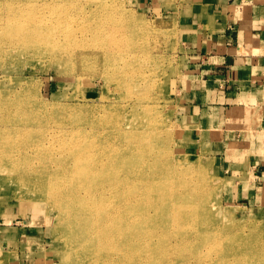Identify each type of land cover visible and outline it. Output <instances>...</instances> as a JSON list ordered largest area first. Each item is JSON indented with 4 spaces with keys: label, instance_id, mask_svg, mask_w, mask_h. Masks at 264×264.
<instances>
[{
    "label": "rangeland",
    "instance_id": "obj_1",
    "mask_svg": "<svg viewBox=\"0 0 264 264\" xmlns=\"http://www.w3.org/2000/svg\"><path fill=\"white\" fill-rule=\"evenodd\" d=\"M186 2L0 0V22L9 20L12 25L34 17L50 24L64 10L69 17L64 19L63 31L57 33L56 46H34L22 40V33L15 42L2 41L0 32V49L15 52L4 56L0 64V98L16 103L19 99L12 96V90L26 92L27 104L40 118L27 127L46 135L41 142L45 150L52 148L53 119L77 117L86 122L77 131L82 135L103 131L113 136L117 126L136 118L138 128L129 132L138 133L140 142L157 150L155 164L165 163L171 181L179 178L190 190L207 185L215 197L209 199L213 204L208 206L209 212L215 213L221 231L264 236V133L257 131L260 114L257 110L238 112L241 124L236 125L232 108L208 109L213 124L203 131L196 110H183L187 102L183 95L191 91V81L196 79L187 60L179 17ZM101 24L111 26L106 31L116 43L113 58L92 56L88 34ZM77 26L87 31L77 37L80 59L60 36ZM235 103L251 104L245 97L230 102ZM221 111L222 116L217 117ZM116 116L119 124H103ZM44 119L47 122L41 124ZM148 119L151 122L144 124ZM18 124L15 120L12 126ZM39 154H20L9 148L5 153L14 169L0 170V264H74V259L62 257L58 212L39 199L26 181L18 180L29 166H37Z\"/></svg>",
    "mask_w": 264,
    "mask_h": 264
},
{
    "label": "bare ground",
    "instance_id": "obj_2",
    "mask_svg": "<svg viewBox=\"0 0 264 264\" xmlns=\"http://www.w3.org/2000/svg\"><path fill=\"white\" fill-rule=\"evenodd\" d=\"M68 18L64 10L50 24L36 17L15 25L4 20L2 41L15 42L22 33V40L34 46H56ZM110 27L101 24L88 34L92 56L114 57L116 43L106 31ZM86 32L77 26L60 35L77 59V37ZM14 53L0 49V64ZM21 90H12L19 102L0 98V170L14 169L5 156L8 148L20 154L40 152L37 166H29L18 180L58 212L62 257L74 259V264H93L90 255L97 264L109 259L112 264H264V236L221 231L215 213L209 212V199L215 197L207 185L190 190L179 178L173 183L165 163L155 164L157 150L129 132L138 128L136 118L117 126L113 136L103 131L82 135L77 131L86 122L77 117L53 119L52 148L45 150L41 142L46 135L27 127L40 118ZM15 120L19 124L12 126ZM117 123L119 116L103 124ZM22 137L27 140L20 141Z\"/></svg>",
    "mask_w": 264,
    "mask_h": 264
},
{
    "label": "crops",
    "instance_id": "obj_3",
    "mask_svg": "<svg viewBox=\"0 0 264 264\" xmlns=\"http://www.w3.org/2000/svg\"><path fill=\"white\" fill-rule=\"evenodd\" d=\"M263 6L253 0H187L181 7L185 51L196 78L183 95L187 102L182 107L196 110L203 131L213 124L208 109L232 108L236 125L241 124V112L257 110V131L264 133ZM241 97L250 100L249 107L230 104Z\"/></svg>",
    "mask_w": 264,
    "mask_h": 264
}]
</instances>
